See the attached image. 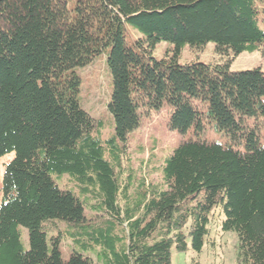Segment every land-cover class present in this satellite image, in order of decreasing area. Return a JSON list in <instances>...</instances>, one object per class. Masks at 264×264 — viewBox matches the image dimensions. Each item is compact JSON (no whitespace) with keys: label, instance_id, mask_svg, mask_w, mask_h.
Returning <instances> with one entry per match:
<instances>
[{"label":"trees","instance_id":"obj_1","mask_svg":"<svg viewBox=\"0 0 264 264\" xmlns=\"http://www.w3.org/2000/svg\"><path fill=\"white\" fill-rule=\"evenodd\" d=\"M161 42L171 48L156 58ZM208 43L222 61L179 62ZM259 50L264 0H0V157L15 153L0 188V264H172L173 250L202 252L216 209L238 236L236 264H264V70L230 68ZM105 51L115 132L103 140L76 69ZM164 103L171 128L212 124L229 141H184L161 182L124 186L128 135ZM63 174L84 193L61 189ZM56 221L74 230L48 236Z\"/></svg>","mask_w":264,"mask_h":264},{"label":"rangeland","instance_id":"obj_2","mask_svg":"<svg viewBox=\"0 0 264 264\" xmlns=\"http://www.w3.org/2000/svg\"><path fill=\"white\" fill-rule=\"evenodd\" d=\"M69 1L73 2V0ZM129 32L132 38L141 36L139 29L136 27L129 26ZM169 48H171L170 43H159L154 50V56L156 58L163 57ZM107 53L108 51H105L97 56L92 64L76 69L81 77L80 104L100 124L96 135L101 136L103 140L111 138L115 132L113 116L108 109L112 95V76L106 63ZM223 58L216 53L214 43H208L203 49H191L186 46L179 57V62L182 64L189 61L211 63L222 61ZM230 68L232 71L253 68L264 70V50L254 53L244 52L234 57ZM169 111L170 107L167 103H164L158 111H140L139 126L129 133L125 153L122 155L121 179L124 186L129 182L136 186L143 178L154 183L161 182L165 160L184 141L190 139L222 143L229 141V138L218 132L212 124H207L199 133L192 130L181 133L169 126ZM261 141L264 143V136H262ZM14 157L15 153L0 157V188L3 185L6 164ZM56 181L61 189L74 191L79 196L84 193L77 182L70 180L69 174H63ZM1 201L2 192L0 191V204ZM85 213L90 220L93 219L94 215L90 213L89 209ZM222 219L223 216L220 210L216 209L208 225L209 234L202 252L196 253L191 249L187 252L173 250L172 264H236L238 236L235 232L222 231ZM56 223H50L48 236L57 237L67 230H74L64 221H56ZM22 241L25 247L28 248L29 239L26 228H22ZM70 247V240L65 239L62 241L61 250L65 260L70 256Z\"/></svg>","mask_w":264,"mask_h":264}]
</instances>
